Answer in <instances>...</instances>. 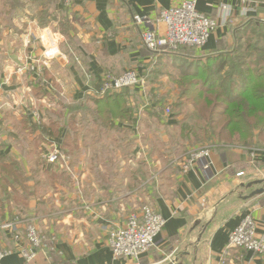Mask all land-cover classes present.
Returning <instances> with one entry per match:
<instances>
[{"label": "crops", "instance_id": "0c3cea01", "mask_svg": "<svg viewBox=\"0 0 264 264\" xmlns=\"http://www.w3.org/2000/svg\"><path fill=\"white\" fill-rule=\"evenodd\" d=\"M3 1L0 225L16 220L22 234L34 222L51 249L27 262L26 241L0 228V248L10 251L2 264H264V256L240 248L224 255L245 214L264 233V192L256 193L264 188V106L246 110L261 123L225 141L189 96L162 91L176 85L175 70L184 72L190 61L200 68L223 61L222 74L239 60L244 70L264 71V0H197L198 10L218 22L209 40L164 52L143 44L150 25L134 16L164 32L161 11L184 0H74L72 6L31 0L49 12L15 14L8 25ZM223 4L233 7L225 22ZM45 28L60 49L50 60L41 41L29 43L31 32ZM130 69L144 83L108 96L91 90L107 72ZM199 146L211 147V171L199 163L184 171L188 152ZM54 149L60 156L50 162ZM144 205L166 219L155 246L138 260L115 258L109 229L124 226Z\"/></svg>", "mask_w": 264, "mask_h": 264}, {"label": "built area", "instance_id": "2783aa9c", "mask_svg": "<svg viewBox=\"0 0 264 264\" xmlns=\"http://www.w3.org/2000/svg\"><path fill=\"white\" fill-rule=\"evenodd\" d=\"M74 0H64L66 6H72ZM225 22L233 10L227 4L222 5ZM137 22H145L150 25L143 31V44L155 52H164L177 49L181 46L200 47L207 43L209 37L215 30L218 22L201 12L197 8V0H184L182 3L163 9L159 20L165 25V31L161 32L155 28L153 22L134 16ZM29 43L41 41L44 46V57L46 60L56 58L60 54L58 39L48 28L42 34L31 32ZM144 83V77L137 71L130 69L120 75L107 72L98 86L92 87V91L97 96H104L109 92L120 91ZM166 114L172 112L169 106L164 108ZM3 128V113L0 108V131ZM211 147H194L188 152V157L183 165L184 171H188L196 163H199L205 172L211 171ZM60 151L54 149L47 155L50 162L59 159ZM244 172H239V176ZM166 224V219L154 207L150 205L142 206L138 211L132 212L124 226H115L109 229V245L114 257H130L138 260L143 254L155 246V238ZM0 228L12 230L18 240L26 241L22 249V254L27 262H33L38 254V250L49 248V236L45 235L34 222L25 224L24 233H19L16 220H12L0 225ZM240 248L245 252L252 253L254 257L264 255V233L258 232V226L251 213L243 216L240 223L230 233L227 249L224 255L229 254L232 249ZM10 251L0 248V264L2 259Z\"/></svg>", "mask_w": 264, "mask_h": 264}, {"label": "trees", "instance_id": "16d2710c", "mask_svg": "<svg viewBox=\"0 0 264 264\" xmlns=\"http://www.w3.org/2000/svg\"><path fill=\"white\" fill-rule=\"evenodd\" d=\"M254 43L253 40L245 42L249 45ZM211 63L200 68L199 63L194 61L187 68L185 67L183 76L192 78L190 93L194 96L188 93L183 96L190 97L191 102L212 127L216 125L220 127L217 134L222 140L231 141L235 136L240 138V133L247 130L248 126L261 123L262 117H255L253 121H250L246 110L248 108L263 109L264 71L259 72L249 67L244 70L239 67L243 65L239 60L237 64L230 62L229 70L222 74L224 62L216 65L215 60H211ZM201 79L204 80L203 85H201ZM124 90L109 92L104 96Z\"/></svg>", "mask_w": 264, "mask_h": 264}, {"label": "rangeland", "instance_id": "374dc122", "mask_svg": "<svg viewBox=\"0 0 264 264\" xmlns=\"http://www.w3.org/2000/svg\"><path fill=\"white\" fill-rule=\"evenodd\" d=\"M4 7L2 9V12L5 14L4 19V24L8 25L9 21H11L12 15L14 16H20V15H34V16H39L44 17V14L49 12V10L46 12L43 9H39L38 4H33L31 0H4ZM18 3V4H15ZM192 62V61H190ZM189 63V62H188ZM176 80L177 82L176 85H170V87H166L162 90L163 93L165 94L164 97H167L168 94H179V95H184L188 93V95L194 96L193 94L190 93V88H192L190 85L192 78L191 77H184L183 76V71H176ZM89 86V85H88ZM94 87V86H93ZM88 87L86 91L84 90L83 92L88 91ZM92 90V89H91ZM176 103H173V105ZM2 111V110H1Z\"/></svg>", "mask_w": 264, "mask_h": 264}, {"label": "water", "instance_id": "95a60500", "mask_svg": "<svg viewBox=\"0 0 264 264\" xmlns=\"http://www.w3.org/2000/svg\"><path fill=\"white\" fill-rule=\"evenodd\" d=\"M260 183H262V181H259ZM262 192H264V188H262L261 190H257V192L256 193H262ZM255 193V194H256ZM252 195H254V194H252Z\"/></svg>", "mask_w": 264, "mask_h": 264}]
</instances>
